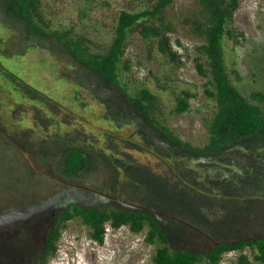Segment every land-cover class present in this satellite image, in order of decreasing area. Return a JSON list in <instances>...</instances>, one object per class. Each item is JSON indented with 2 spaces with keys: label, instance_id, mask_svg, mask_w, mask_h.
<instances>
[{
  "label": "trees",
  "instance_id": "trees-1",
  "mask_svg": "<svg viewBox=\"0 0 264 264\" xmlns=\"http://www.w3.org/2000/svg\"><path fill=\"white\" fill-rule=\"evenodd\" d=\"M43 1L0 0V72L11 80L13 88L25 91L32 100L46 101L51 105V109L46 107L50 111L60 107L59 111L73 114L68 106H61L62 103L28 85L3 62L9 49L16 53L44 49L66 59L70 66L61 75L74 88L73 102L85 105L79 91H87L96 103L103 105L104 118L114 124L115 130H98L106 138V148L100 147L92 137H85L78 127L69 133L70 139L61 133H50L38 141L35 128L21 129V141L7 137L4 131L1 136L8 144L20 147L21 152L36 153L41 159L59 156L58 166L68 176L96 168V155H99L113 177L107 194L100 196L93 192L94 204L89 202L91 199H83L87 193L78 196L68 189L59 196L68 203L55 212L54 222L44 232L46 238L36 243L41 257L34 251L27 263L46 264L47 258L57 251L62 229L70 220L81 216L93 229L92 237L101 243L107 224L114 229L129 225L136 233L148 226L147 241L159 245L154 264H219L223 255L232 250L242 252L241 264H253L243 253L246 247L256 251L258 264H264V235L257 230L251 238L237 237L251 226L264 230V94L257 92L250 99L246 97L233 83L224 55V38L231 33L228 25L240 0H198L195 12L193 27L202 38L196 65L207 78L205 94L217 103L210 122V138L204 146L184 140L163 120L155 93L144 87L137 95L129 94L119 76L122 62L129 68L130 61L123 58L132 31L156 41L159 50L173 61L179 59L169 36L173 24L168 20V10L174 0H153L151 7L139 12L122 10L106 52L93 51L89 40L75 36L72 28L53 29L44 16ZM8 27L18 31L21 40L7 34ZM2 31L9 35L8 40ZM184 94L190 96L188 91ZM177 99L176 112L184 113L190 107L189 98L181 95ZM34 116L33 122L40 127L51 122V118L37 109ZM18 121L25 126L32 122ZM128 128H133L132 133L123 135ZM138 152L157 156L160 164L135 158L133 153ZM0 163L6 173L10 172L6 181L10 180L16 187L17 179L23 178L16 175L14 167L7 166L4 158H0ZM32 168L29 164V170ZM38 220L34 221L35 227ZM193 234L195 237L200 234L214 246L210 249L195 246L196 239L195 243L189 241ZM5 235L0 229V246L9 242ZM11 247L10 244L0 248V264H19ZM7 251L11 253L9 256L5 254Z\"/></svg>",
  "mask_w": 264,
  "mask_h": 264
},
{
  "label": "rangeland",
  "instance_id": "rangeland-1",
  "mask_svg": "<svg viewBox=\"0 0 264 264\" xmlns=\"http://www.w3.org/2000/svg\"><path fill=\"white\" fill-rule=\"evenodd\" d=\"M152 2L153 0H44L42 9L53 29L72 28L75 36L81 35L89 40L93 51L106 52L113 41L122 10L139 12L151 7ZM198 7V0H174L168 10V20L173 24L169 36L173 49L179 55L177 61L162 53L156 41L144 39L138 31H132L128 35L123 58L124 61H130L129 68L122 62L118 71L129 94L137 95L142 88H148L158 96L163 120L184 140L204 146L210 138V122L217 103L205 94L207 78L199 73L196 65L198 46L202 42L201 36L193 27ZM228 28L231 33L224 38V55L233 83L249 99L254 93L264 94V0H240L239 8ZM7 30L6 33L12 35L14 40H21L18 31L11 27ZM6 33L2 31V35L8 40L9 35ZM7 43V47L11 48ZM9 50L8 58L3 60L9 69L14 70L28 85L62 103L61 106L66 105L73 110V114H70L59 111L61 108L58 107L52 109L53 114L49 110L51 105L46 101L32 100L25 91L22 93L13 88L11 80L0 72V158H4L7 166L14 167L16 175L20 174L23 178L17 179L18 185L13 186L10 180L6 181L10 172L6 173L0 163V229L6 232L4 239L9 241H5L0 248L10 244L18 245L21 250L16 255H19L21 261L22 256L27 260L34 251L41 257L36 250V243L46 238L44 232L54 222L55 212L62 210L65 203H68L64 197L59 196L68 189L78 196L87 193L83 199H91L89 202L94 204L93 192L100 196L107 194L113 173L106 162L96 155V168L78 176L65 175L58 166L59 156L41 159L36 153L31 155L29 152H21L16 144H8L4 140L1 131L7 137L21 141V129L35 128V137L39 141L41 136L50 133H61L70 139L69 133L72 134L78 127L85 132V137H92L100 147L106 148V138L99 131L104 129L114 132L115 126L105 120L103 105L96 103L94 96L87 91H79L85 105L83 102H73L74 88L61 75L70 66L66 59L45 52L44 49H27L24 53ZM185 91L190 96L185 95ZM181 95L189 98L190 107L178 114L177 98ZM252 101L260 102L255 99ZM36 109L48 119L51 118L50 123L46 122V127L33 122ZM18 119L32 122L28 121L25 126ZM132 131L133 128H128L126 133L121 134L130 135ZM133 154L141 161L160 164L158 157L151 153ZM120 155L125 157L122 153ZM29 164L33 166L30 170ZM103 202L107 204L108 201L103 199ZM107 207L111 205L107 204ZM36 220L38 225L35 227ZM31 229L33 231L28 234ZM257 230L264 235V230L251 226L237 234V237L251 238ZM23 232L27 234L24 235ZM92 232L91 226L81 216L70 220L68 226L62 229L56 253L47 258L46 264H154L159 245L147 241L148 226L136 233L129 225L114 229L107 224L102 243L92 237ZM195 239V246L202 245L203 249L214 246L212 241L204 240L200 234L196 237L193 234L189 241L195 243ZM241 253L238 250L226 252L219 264H241ZM243 253L248 255L253 264H258L253 248L246 247Z\"/></svg>",
  "mask_w": 264,
  "mask_h": 264
},
{
  "label": "water",
  "instance_id": "water-1",
  "mask_svg": "<svg viewBox=\"0 0 264 264\" xmlns=\"http://www.w3.org/2000/svg\"><path fill=\"white\" fill-rule=\"evenodd\" d=\"M11 246H12V247L10 248V251L13 252L14 255H16L17 251L21 250V249L19 248L18 245H15V244H14V245H11ZM18 248H19V249H18ZM8 252H9V251L6 252V256H9V254H11L10 252H9V253H8ZM23 253H24V252H23ZM10 257H11V255H10ZM13 257H16V258H17L16 260L18 261L19 264H21V261H23V260L26 261V259H24L25 256H22V257H21V261L19 260V259H20V258H19V255H16V256H13Z\"/></svg>",
  "mask_w": 264,
  "mask_h": 264
},
{
  "label": "flooded vegetation",
  "instance_id": "flooded-vegetation-1",
  "mask_svg": "<svg viewBox=\"0 0 264 264\" xmlns=\"http://www.w3.org/2000/svg\"><path fill=\"white\" fill-rule=\"evenodd\" d=\"M21 264H27V263H26V261L23 260V261H21Z\"/></svg>",
  "mask_w": 264,
  "mask_h": 264
}]
</instances>
